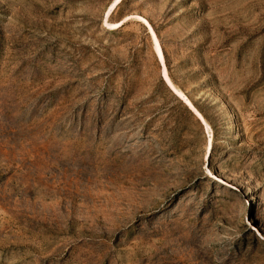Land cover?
<instances>
[{"label":"rangeland","instance_id":"obj_1","mask_svg":"<svg viewBox=\"0 0 264 264\" xmlns=\"http://www.w3.org/2000/svg\"><path fill=\"white\" fill-rule=\"evenodd\" d=\"M112 1L0 0V264H264V0Z\"/></svg>","mask_w":264,"mask_h":264},{"label":"bare ground","instance_id":"obj_2","mask_svg":"<svg viewBox=\"0 0 264 264\" xmlns=\"http://www.w3.org/2000/svg\"><path fill=\"white\" fill-rule=\"evenodd\" d=\"M122 0H113L109 7L106 9L105 11V17H104V24H106L109 28H115L116 26L119 25V23H108L106 21V18L107 16L117 7V5L121 2ZM149 30H150V33H151V36H152V40H153V45H154V48H155V52H156V57L157 59L159 60V62L161 63L162 65V73H163V78L165 79L166 83L168 86H170L175 93H177L178 95H181L183 97V95L181 94V92L175 88L171 83H170V80L166 74V71H165V67H164V61H163V56H162V52L160 50V47H159V44H158V41L153 33V30L149 27ZM187 101V99H186ZM188 102V101H187ZM189 104V107L190 109L196 114L198 115L199 117H201L199 115V113L195 110V108L188 102Z\"/></svg>","mask_w":264,"mask_h":264}]
</instances>
